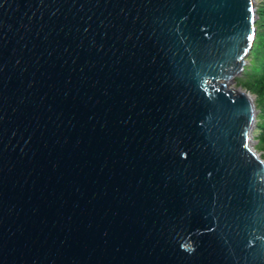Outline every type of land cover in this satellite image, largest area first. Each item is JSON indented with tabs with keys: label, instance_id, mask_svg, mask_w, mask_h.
<instances>
[{
	"label": "water",
	"instance_id": "95a60500",
	"mask_svg": "<svg viewBox=\"0 0 264 264\" xmlns=\"http://www.w3.org/2000/svg\"><path fill=\"white\" fill-rule=\"evenodd\" d=\"M255 22L253 0H0V264H264L230 86Z\"/></svg>",
	"mask_w": 264,
	"mask_h": 264
},
{
	"label": "trees",
	"instance_id": "16d2710c",
	"mask_svg": "<svg viewBox=\"0 0 264 264\" xmlns=\"http://www.w3.org/2000/svg\"><path fill=\"white\" fill-rule=\"evenodd\" d=\"M256 13V33L248 54L250 61L243 68L242 73L245 79L243 87L250 94L255 95L257 113L254 131L258 148L263 152L264 160V4L257 8Z\"/></svg>",
	"mask_w": 264,
	"mask_h": 264
},
{
	"label": "rangeland",
	"instance_id": "374dc122",
	"mask_svg": "<svg viewBox=\"0 0 264 264\" xmlns=\"http://www.w3.org/2000/svg\"><path fill=\"white\" fill-rule=\"evenodd\" d=\"M254 1V6H255V13H256V10L257 8L260 6V5H263L264 4V1L263 0H253ZM256 19H257V13H256ZM250 61V58L249 57H246L245 58V64L243 67L246 66V64H248ZM243 70L240 72V73H237L234 78L232 79V82L230 84V86L233 88V89H242V90H246L243 85H244V82H245V79L243 78ZM251 96L253 97V101H254V104H255V95L251 94ZM256 113H257V110H256ZM255 129V127H254ZM254 129L252 130V145H253V148L255 149V151L258 153L259 157L262 158L263 157V152L258 148V142L255 138V135H256V132L254 131ZM263 159V158H262Z\"/></svg>",
	"mask_w": 264,
	"mask_h": 264
},
{
	"label": "bare ground",
	"instance_id": "6f19581e",
	"mask_svg": "<svg viewBox=\"0 0 264 264\" xmlns=\"http://www.w3.org/2000/svg\"><path fill=\"white\" fill-rule=\"evenodd\" d=\"M250 98H251V100H252V102L254 103V101H253V97L250 95Z\"/></svg>",
	"mask_w": 264,
	"mask_h": 264
},
{
	"label": "snow or ice",
	"instance_id": "6c2138e0",
	"mask_svg": "<svg viewBox=\"0 0 264 264\" xmlns=\"http://www.w3.org/2000/svg\"><path fill=\"white\" fill-rule=\"evenodd\" d=\"M249 39H251V36L249 37Z\"/></svg>",
	"mask_w": 264,
	"mask_h": 264
}]
</instances>
